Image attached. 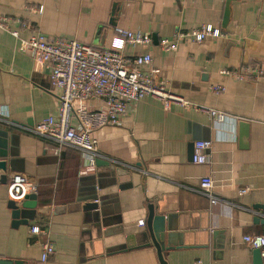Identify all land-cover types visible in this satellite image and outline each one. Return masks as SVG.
<instances>
[{"label":"crops","instance_id":"0c3cea01","mask_svg":"<svg viewBox=\"0 0 264 264\" xmlns=\"http://www.w3.org/2000/svg\"><path fill=\"white\" fill-rule=\"evenodd\" d=\"M227 10L230 18L224 25ZM0 17L9 19L11 31L21 39L41 33L101 49L116 43V28L149 35L151 45H125V58L151 54L153 67L160 70L156 82L239 120L218 124L205 113L177 106L166 110L145 98L131 105L118 125L100 124L90 132L100 159L120 174L93 167L83 152L33 132L59 111L51 71L36 66L20 52L19 40L0 29V162L7 164L0 173H7L8 182L18 174L35 181L41 208L70 207L78 197L94 193L101 204L100 215L67 211L55 216L51 211L15 227L8 184H0V259L161 264L153 245L119 253L145 242L146 224L139 223H146L148 206L154 204L170 217L172 246L164 252L168 264H255L256 250L244 237L264 236V77L240 79L222 71L264 69V0H0ZM207 25L223 36L202 43L189 36ZM178 33L186 37L175 41ZM166 40L177 50H164ZM211 87L225 91L215 94ZM103 109L101 100L87 103L89 113ZM72 123L78 125L79 118L74 116ZM199 141L212 143L205 165L193 162ZM204 177L215 183L217 204L197 192ZM100 220L106 222L102 228ZM34 226L44 232L32 235ZM47 242L56 253L44 263Z\"/></svg>","mask_w":264,"mask_h":264},{"label":"built area","instance_id":"2783aa9c","mask_svg":"<svg viewBox=\"0 0 264 264\" xmlns=\"http://www.w3.org/2000/svg\"><path fill=\"white\" fill-rule=\"evenodd\" d=\"M42 7L39 12H42ZM0 29L11 34L19 40V50L30 55L36 66L50 68V87L59 96L60 107L56 116H51L39 123L34 133L51 139L62 146H69L87 155L89 165L93 167L100 159L97 141L92 139V128L100 124L118 125L126 117L128 109L145 98H153L159 101L164 109L169 110L174 106L186 110H193L207 114L218 124L238 123V119L229 116L213 108L199 105L186 100L184 97L170 91L164 82H156L160 70L153 67L151 54L137 56L128 60L124 56L125 45L137 47L139 45H151V37L140 32H132L127 29L116 28V39L112 47L95 48L81 44L78 41L63 39H47L41 33L30 39H21L17 32L11 31L9 19L0 17ZM198 43L207 38L218 39L223 36L222 31L213 26H202L189 33ZM186 37L184 33H178L174 40L178 41ZM162 48L166 51L177 50V44L169 41L162 42ZM149 67L148 72L143 69ZM241 71L227 70L223 74L244 79L247 74L256 75V78L264 77L262 67L244 68ZM211 91L220 94L225 91L223 87H211ZM101 100L104 109L92 114L87 110L89 101ZM78 111V113H77ZM74 116L79 118V124L73 125ZM7 119V113H3ZM95 117V118H94ZM210 141H199L194 144L193 162L197 165H205L208 162L206 152L210 150ZM215 183L210 177H204L200 181V195L211 199L217 204L214 196ZM39 185L24 175H14L8 182V199L21 205L30 195H38ZM140 226L145 223L141 221ZM44 231L38 227H31L32 235H39ZM244 242L255 250L261 251L264 264V236L247 235ZM56 253L54 245L47 242L43 245L42 261L47 262Z\"/></svg>","mask_w":264,"mask_h":264},{"label":"water","instance_id":"95a60500","mask_svg":"<svg viewBox=\"0 0 264 264\" xmlns=\"http://www.w3.org/2000/svg\"><path fill=\"white\" fill-rule=\"evenodd\" d=\"M230 18V10L226 11L224 25L229 23ZM244 127L247 128V123H242ZM247 137V132H246ZM7 164L5 162H0V170H6ZM96 167H109L111 170L115 171V173L120 174V170L116 169L109 161H105L102 159H98L96 161ZM8 175L7 173H0V184H8ZM96 190L99 187L95 186ZM39 197L38 195H30L27 196L26 199L22 202L21 205H17L15 202H9V208L13 211V219L14 226L18 227L20 224L28 225L30 221H34L37 217V214L50 215L51 211L55 216H59L65 214L67 211L75 212L82 211L86 215H92L96 213L100 215V202L98 198V194L94 193L87 197H78L77 203L70 207H55L52 209L51 207H39ZM100 227L105 225L106 222L100 220ZM146 229L142 232L143 238L145 241L140 246H131L125 248L121 252H126L132 250L133 248H146L153 245L158 253V257L161 264H168L164 259V252L170 249V240L173 235L170 234V217L165 213L161 212V208L157 205L151 204L148 206V217L146 220ZM112 229L103 232V235H109ZM142 241V242H143ZM255 264H263V259L261 256V251L256 250ZM0 264H21L18 262H13L7 259H0Z\"/></svg>","mask_w":264,"mask_h":264}]
</instances>
